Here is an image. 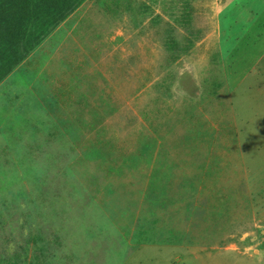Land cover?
<instances>
[{
  "label": "rangeland",
  "instance_id": "1",
  "mask_svg": "<svg viewBox=\"0 0 264 264\" xmlns=\"http://www.w3.org/2000/svg\"><path fill=\"white\" fill-rule=\"evenodd\" d=\"M0 33V264H264V0Z\"/></svg>",
  "mask_w": 264,
  "mask_h": 264
},
{
  "label": "trees",
  "instance_id": "2",
  "mask_svg": "<svg viewBox=\"0 0 264 264\" xmlns=\"http://www.w3.org/2000/svg\"><path fill=\"white\" fill-rule=\"evenodd\" d=\"M11 0H1L0 4ZM28 4L25 14L17 18L11 11L10 21L0 22V32L9 31L12 36L18 33L27 34L28 42L44 38L51 30L72 15L86 0H55L59 4L57 12L50 16L43 5L50 0H24ZM51 17V18H50ZM23 20H26L22 23ZM6 26H9L6 28ZM23 29H26L22 32ZM0 37L2 34L0 33ZM8 264H20L18 260H11Z\"/></svg>",
  "mask_w": 264,
  "mask_h": 264
}]
</instances>
